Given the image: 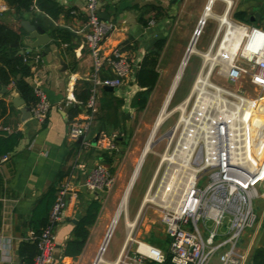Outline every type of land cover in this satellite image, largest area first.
I'll return each instance as SVG.
<instances>
[{
  "label": "crops",
  "instance_id": "1",
  "mask_svg": "<svg viewBox=\"0 0 264 264\" xmlns=\"http://www.w3.org/2000/svg\"><path fill=\"white\" fill-rule=\"evenodd\" d=\"M55 1L70 12L67 15L61 14L53 23L69 27L74 36L68 51L59 49L52 43L47 45L49 47L47 53H43V47L32 50L34 54H40L42 61L34 66V78L28 79V82L30 84H33L34 81L38 82L46 95L50 104L46 119L39 122L31 116L22 120L20 109L12 103V98L19 96L18 93L10 88H4L6 89L4 93L0 92V98H3L13 108L3 119L6 130L19 132L22 135L18 144L8 153V160L0 161V264H23L19 247L21 243L30 240L32 235L27 221L39 198L51 186L58 187L61 182H69L74 186L76 198L68 203L62 212L61 219L54 227L55 248L52 264L95 263L114 216L110 209L105 208L119 207L122 199V197L120 198V187L124 185L123 182L120 183L123 178V170L126 169L129 172L131 166L137 161V153L141 151V155L144 149L140 150L139 147H134L128 135L131 115L137 110L131 106V103L140 91L134 78L135 70L139 68L148 51L153 49L158 41L163 40L156 68L159 77L149 94L147 102L149 105L152 97L164 88V77L172 74L171 70L183 60L193 32L197 29L198 21L201 20L206 10L208 15L205 17L204 23L207 24L209 17H217V20L220 16L222 18L227 8L224 0H211V2L203 0L204 3L200 8L201 17L193 20V23L183 29L182 14L186 11L190 0H97V11L106 13L109 20L115 23V29L105 39L103 48L105 51H109L112 47L121 46L132 65V72L124 80L123 85L113 91H107L104 87L97 88L96 113L86 135L90 146L84 148L81 144L82 140L79 141L81 138L72 140L68 137L71 106L65 104V97L69 92L73 94V88L77 81L91 83L89 78L93 69L92 58L86 48L83 34L87 10L84 0ZM229 1H231V5L228 16L230 17L232 14L231 19L244 22L233 16L234 12L243 11L252 22L249 25L264 27V0ZM206 6L207 8H205ZM233 8L236 9L233 10ZM73 10L76 11V14L72 13ZM219 10L220 12L216 14ZM255 13H259L260 18L252 21L251 16ZM141 17L147 22V26L140 22ZM22 20L40 25L45 29L50 20L39 13H24L21 18L9 8L0 15V22L19 34L18 51L25 52V43L28 40L27 33L21 26ZM204 23L203 25H205ZM218 26L213 32L207 49L217 34ZM161 33H165L164 37L152 43L153 38ZM241 35V32H235L229 28L223 34L219 47L215 51H228L234 43L237 45V51ZM195 51L201 50L195 47ZM170 52L174 53L169 66L170 70L167 66L161 68L166 54ZM62 62L65 64V69ZM110 74L109 67L103 65L101 75ZM157 88H159V92H157ZM1 89L0 87V91ZM72 105L78 108L76 117L86 114L85 105L76 103ZM100 132L117 135L115 151L108 153L98 149L96 136ZM98 164L105 165L113 174L114 186L102 198H99L102 203L101 209L95 223L89 228L80 254L76 257L64 256L62 252L66 243L76 238L77 221L84 215L90 201L96 199L93 194L81 187V183L91 169ZM60 173L64 176L60 182H57ZM142 205L143 199L140 200L138 207H142ZM129 242V239L124 238L118 249L114 248L109 251L107 241L103 256L99 257L98 264H119V261L117 263L116 260H119L120 254L124 255L126 252L130 254L134 249H127Z\"/></svg>",
  "mask_w": 264,
  "mask_h": 264
},
{
  "label": "built area",
  "instance_id": "2",
  "mask_svg": "<svg viewBox=\"0 0 264 264\" xmlns=\"http://www.w3.org/2000/svg\"><path fill=\"white\" fill-rule=\"evenodd\" d=\"M224 2L227 4L224 14L227 21L224 22V17L218 18L217 34L205 52L213 51L222 29L224 34L229 28L241 32V41L228 63H221L219 58L211 61L206 77L209 86L205 90L193 87L197 91L195 101L189 112L179 119L181 132L171 158L165 159L168 165L159 187L167 185L166 179L171 166L184 162L178 156L182 151L183 156H189L188 170L192 171L193 177L182 184L171 205H167L168 197L163 200V196H160L162 189L157 190V206L161 209L159 218L168 246L164 251L146 241L134 240L135 247L129 255L125 254L123 264H159L163 263L166 255L170 256L173 264H244L246 260V252L240 249L238 242L243 232L255 225L257 217L254 201L260 198L259 190L264 194V145L259 148V142H263L261 131L252 125L254 118H259L264 123V113L260 114L256 110V104L264 102V97H252L244 88L223 87L212 82L209 75L215 66H223L225 80L234 83L245 79L249 87L264 95V30L231 19L228 16L231 1ZM84 5L87 20L83 26V34L92 58L93 69L89 78L92 87L85 103L86 114L70 120L68 137L72 140L81 138V144L86 148L90 146L86 135L96 113L97 88H119L131 74L132 65L121 46L112 47L109 51L103 48L105 39L115 29V23L99 17L97 0H84ZM7 9L4 0H0V15ZM72 13L76 14V11L73 10ZM199 22L200 20L198 24ZM195 34H199L196 29L192 37ZM197 54L204 53L197 51ZM41 61L40 54H33L34 66ZM103 65L109 67L110 75H101ZM31 86L37 101L29 107L30 113L34 119L43 122L50 104L38 82L34 81ZM74 103L79 104L71 92L67 93L65 104L71 106ZM116 139V134L100 132L96 136V146L111 153L117 148ZM8 158V154L3 155L0 161L4 162ZM157 172L158 169L151 177L145 196L150 194ZM205 174L208 181L201 187L202 175ZM114 181L110 170L105 165L98 164L85 177L81 187L99 199L111 190ZM171 193L170 189L169 197ZM154 196L156 197L155 194ZM75 198L74 186L69 182H61L48 223L38 238V254L32 264H52L54 227L68 203ZM141 208L139 207L138 212ZM216 254L218 256L214 261ZM99 256L98 254L97 257ZM121 256L122 253L119 261Z\"/></svg>",
  "mask_w": 264,
  "mask_h": 264
},
{
  "label": "rangeland",
  "instance_id": "3",
  "mask_svg": "<svg viewBox=\"0 0 264 264\" xmlns=\"http://www.w3.org/2000/svg\"><path fill=\"white\" fill-rule=\"evenodd\" d=\"M203 3V0H190L188 2V5L186 6V11L182 14L183 29H185L187 25L193 23V20L201 17L200 8L202 7ZM234 9L236 8H233V10ZM218 12H220V10L217 11L216 14H218ZM231 17L232 14L230 15V18ZM153 19H156L155 16L153 17ZM218 23L219 21L217 20V17H209L207 19V24L204 23L205 25L202 26V31L199 37L197 38L195 47L198 50L203 51L204 54L211 40L213 32L218 26ZM223 34L224 30L222 29L219 32L218 39L216 40V45L213 51L210 53L209 57H211V55L213 56L217 52L215 50L218 47ZM172 54L174 55V53L171 52L166 54L165 60H163L161 68H165L166 66L169 68L170 63L173 59ZM204 54L199 55L196 51V53H192L188 57L182 74L179 80L177 81L168 99V102L166 103V106L164 107V118L154 131L152 137H150V135L153 130L154 123L163 106L166 95L172 85L174 76L181 63H178V65H176L175 68L171 70L172 74H170L168 77H164V88L161 92H159V88H157V92L159 93L152 97L150 104H147L144 110H136L131 115V124L128 128V135L130 137L131 144L134 147H139L140 150H142L146 143L150 140L153 145L142 160L138 173L135 179L133 180L131 189L129 191L125 208L118 216L117 221L111 231V236L108 238L107 246L109 251L114 248L118 249L123 239H127L128 234V237H130V242L127 245V249H133L135 247L134 240L146 241L161 248L164 251L168 246V243L165 239L163 226L159 218L161 209L157 206V204L159 203V192H157V190L159 188L160 190L162 189L160 196H163V200H166L168 197L169 202L167 203V205H171L172 202L175 200V194L179 192V188H181L182 184L189 179L187 175H183V173L180 174V163L179 165L174 164L171 166V170H169V172L166 171L168 172V176L166 179L167 185L163 184L162 188L159 187L163 173L165 172V168L168 165V162L164 160V157H166L167 160L169 159L181 132V124L179 123V119L189 112L197 96V91L193 90L195 80L198 75L201 74V76H204L209 70L211 58L210 60L206 59L204 57ZM224 69L225 67L223 66H215L212 69L211 74L209 75L210 80L216 84L230 89L244 88L247 90V93L252 97H264V95H261L256 89L249 87V84L245 79L239 80L234 83L225 80L223 76ZM187 99L188 102L186 103L184 109L181 110L180 108H178V105L182 104ZM256 110L259 111L260 114H263L264 102L257 103ZM252 125L261 131V139L263 140V142H259V148H261L264 145V123L261 119L254 118L252 119ZM140 152L141 151L137 153V161L140 157ZM137 161H135L133 166H131V170H129V172L126 169L123 170V178H121L120 183L123 182L124 185H121L120 187V198L125 192V189L129 183ZM157 169L158 172L155 177V182L152 186L151 192L149 195L145 196V190L147 188V185ZM168 169H170V167H168ZM186 172L190 171L186 170ZM207 181L208 178L206 174L204 176L202 175V182L200 186L203 187L205 184H207ZM170 189L172 193L169 197ZM154 194L156 195V197L154 196ZM259 195L260 198L254 201L255 214L257 217L256 223L252 228H247L243 232L238 242L240 249L244 250L247 255L244 264L251 263V257L258 248V239L262 233V230L264 229V194L262 190H259ZM145 197L148 199V201H144ZM141 199H143V205L141 210L138 212V205ZM117 208L118 207H106L105 209H110L114 214ZM134 221V226L132 227V229H130L129 232V227L127 226V223H133ZM125 254L127 255L129 253L126 252L124 253V255L121 256V261H119V264H123L122 261L124 260ZM101 256H103V252L101 253ZM217 256L218 255L216 254L214 261H216Z\"/></svg>",
  "mask_w": 264,
  "mask_h": 264
},
{
  "label": "trees",
  "instance_id": "4",
  "mask_svg": "<svg viewBox=\"0 0 264 264\" xmlns=\"http://www.w3.org/2000/svg\"><path fill=\"white\" fill-rule=\"evenodd\" d=\"M4 2L9 9L14 10L21 18L24 13H39L49 18L50 21L46 29L45 27L42 28L48 33L51 43L64 51L70 50L71 41L74 36L73 31L65 25L53 23L61 14H69L70 10H65L55 0H4ZM233 16L237 20L247 22L248 24L252 23L243 11H236ZM140 22L144 26H147V22L142 20V17L140 18ZM262 29L264 30V27ZM15 41L20 42L19 34L0 22V87L14 89L24 100L25 104L28 107H32L36 103L37 97L34 95L28 79L34 75V64L32 63L34 53L33 51L20 52L18 48L11 47L10 45ZM162 46L163 40L158 41L154 45V48L149 50L144 56L139 68L135 70L134 78L140 91L133 98L131 106L138 111L146 108L149 94L158 80L159 73L156 68ZM91 87L92 84L88 81L81 80L76 82L73 88V95L79 104L85 105L91 94ZM11 108L3 98H0V156L11 152L22 137L19 132H9L6 130L3 119ZM69 111V117L72 119L77 115L78 108L71 105ZM63 176L60 173L57 182H60ZM57 191L58 187L51 186L36 202L35 208L27 221L32 235L30 240L21 243L19 247V254L23 258V264H32L38 254V238L48 223V216L56 200ZM101 206L102 203L98 198L90 201L84 215L76 223V238L66 243L62 255L76 257L80 254L88 236L89 228L95 223ZM151 264L158 263L153 262ZM159 264L173 263L170 260V256L166 255L163 263ZM251 264H264V248L258 247L256 249L251 257Z\"/></svg>",
  "mask_w": 264,
  "mask_h": 264
},
{
  "label": "bare ground",
  "instance_id": "5",
  "mask_svg": "<svg viewBox=\"0 0 264 264\" xmlns=\"http://www.w3.org/2000/svg\"><path fill=\"white\" fill-rule=\"evenodd\" d=\"M207 15H208V11L206 10L205 14H204L203 17L201 18V20H200V22H199V24H198V27H197V29H196V33H199V34H198V36H196V34H195L194 37H192V39H191V41H190V45H189L190 47H189L188 51L186 52V54H185V56H184V58H183V60H182V62H181V65H180V67L178 68V70H177V72H176V74H175V76H174V80H173L172 85H171V87H170V89H169V91H168V93H167V95H166V98H165L164 103H163V106H162V108H161V110H160V112H159V114H158V117H157V119H156V121H155V123H154L153 130H152V132H151L150 137H152L154 131L156 130V128L159 126V124L161 123V121H162L163 118H164V113H163L164 107L166 106V103L168 102V99H169V97H170V95H171V93H172V91H173V89H174V87H175L177 81L179 80V78H180V76H181V74H182V71H183V69H184V67H185V64H186V61H187L188 57L190 56V54H192V53H196L194 45H195V43H196V39H197V38L199 37V35H200V32H201V30H202L201 26L203 25V23H204V19H205V17H206ZM223 17H224V18H223ZM223 17H222V18H223L224 22H226V17H225V15H223ZM236 46H237L236 43H234V44L232 45L231 49H229L228 51H217L213 56L211 55V57H209V55H210L209 52H205L204 57H205L206 59H208V60H210V58H211V61H215V60H217V59L219 58V61H221V62H225V63H228V62L232 59L233 55L236 53ZM207 50H208V49H207ZM212 54H213V53H212ZM208 57H209V58H208ZM213 59H214V60H213ZM207 72H208V71H207ZM202 75H203V74H202ZM207 75H208L207 73H206L204 76L198 75V77L196 78V81H195V83H194V88H199L200 90H205V88L209 86V83H208V81L206 80ZM187 102H188V99L185 100V102H183L182 104L178 105V108H180L181 110H183ZM181 118H182V117H181ZM148 143H149V141H148V142L146 143V145L144 146V149H143V151H142V153H141V155H140V157H139V159H138V161H137V163H136V166H135L134 171H133V173H132V175H131V178H130V180H129V183H128V185H127V187H126V189H125V192H124V194H123V196H122V199H121L120 205H119V207L117 208V210H116L115 213H114V216H113L112 221H111V226H110V228H109V232L106 234V235H107V236H106V239H107L108 236H110L111 231H112V229H113L114 224H115L116 221H117L118 216L120 215V213H121V212L124 210V208H125V205H126V202H127V198H128V194H129V191H130V189H131V186H132L133 180L135 179V177H136V175H137V173H138L139 167H140V165H141V163H142V160H143V159H142L143 154H144V152H145L146 150H147V152L149 151V150H148ZM182 152H183L182 154H181V153H178V156H179L180 158H183V159H184V162H183V163H180V166H181L180 174L183 173V175H187L189 178H192V177H193L192 171L190 170V172H186V170L190 169V167H189V165H188L189 156H188V155L183 156V155H184V151H182ZM170 158H171V156L169 157V159H170ZM165 159H166V157H164V160H165ZM188 171H189V170H188ZM144 201H148V199L145 197V198H144ZM134 223H135V221H134L133 223H132V222H128L129 232H130V229H132V227L134 226ZM128 236H129V234H128ZM128 236H127V239H128ZM100 256H101V255H100ZM100 256H99V257H100ZM116 261H117V263H118L119 260H116Z\"/></svg>",
  "mask_w": 264,
  "mask_h": 264
},
{
  "label": "water",
  "instance_id": "6",
  "mask_svg": "<svg viewBox=\"0 0 264 264\" xmlns=\"http://www.w3.org/2000/svg\"><path fill=\"white\" fill-rule=\"evenodd\" d=\"M98 15L103 20H106V21L109 20L108 15L104 12H98ZM259 18H260L259 13H255L253 16H251L252 21L259 20ZM21 26H22V29L27 33V40L28 41L25 43V45H26L25 52H31L33 49L38 48V47H43V50H44L43 53H47L49 51V47L47 45L49 43H51V39H50L48 33L45 31L44 28H42L40 25L31 24L25 20L21 21ZM164 35H165V33H161V34L156 35L153 38L152 43H155L157 40L164 37ZM19 44H20L19 41H15L10 46L14 47V48H18ZM62 65L65 69V64L63 62H62ZM104 89L107 91H113L114 90V88L109 87V86H104ZM0 92L4 93V92H6V89L2 88ZM12 103L14 104L15 107H18L20 109V112L22 114V120H26L29 117H31L30 108L27 105H25L24 100L20 96L13 97ZM80 140L81 139H79V141ZM152 145L153 144L150 140L148 143V150L152 147ZM146 154H147V150L144 152L142 159L145 157ZM108 238H109V236L107 237V239L105 237V240L103 241L102 246L100 247L99 255H101V253L103 252L105 245L108 241ZM257 246L264 248V229L262 230V233L258 239ZM98 262H99V258L97 257L94 264H98Z\"/></svg>",
  "mask_w": 264,
  "mask_h": 264
}]
</instances>
